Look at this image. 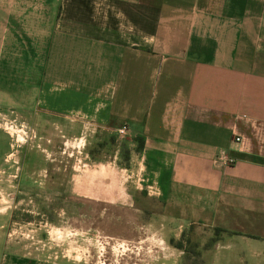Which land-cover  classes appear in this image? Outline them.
I'll return each mask as SVG.
<instances>
[{"label":"crops","instance_id":"obj_1","mask_svg":"<svg viewBox=\"0 0 264 264\" xmlns=\"http://www.w3.org/2000/svg\"><path fill=\"white\" fill-rule=\"evenodd\" d=\"M2 24L27 122L122 139L70 198L183 233L197 264H264V0H4Z\"/></svg>","mask_w":264,"mask_h":264},{"label":"rangeland","instance_id":"obj_2","mask_svg":"<svg viewBox=\"0 0 264 264\" xmlns=\"http://www.w3.org/2000/svg\"><path fill=\"white\" fill-rule=\"evenodd\" d=\"M10 30L0 26V56ZM13 46L19 53L20 44ZM20 82L19 72L0 74V264H197L199 252L183 233L123 235V222L129 229L139 226L135 209L125 216L113 205L70 198L75 175L92 166L87 153L112 155L122 139H90L84 132L65 140L51 123L41 128L27 122L18 99L28 91L20 90ZM78 129L75 124L65 134Z\"/></svg>","mask_w":264,"mask_h":264},{"label":"built area","instance_id":"obj_3","mask_svg":"<svg viewBox=\"0 0 264 264\" xmlns=\"http://www.w3.org/2000/svg\"><path fill=\"white\" fill-rule=\"evenodd\" d=\"M125 132H126V126L125 125H123L120 128H118V134L119 135H123V134H125ZM235 139L236 140H239L240 138L239 137H236ZM220 159H224V157L223 156H220Z\"/></svg>","mask_w":264,"mask_h":264}]
</instances>
